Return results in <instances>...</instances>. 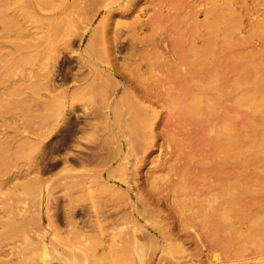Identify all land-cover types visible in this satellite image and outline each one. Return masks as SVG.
Wrapping results in <instances>:
<instances>
[{
  "label": "rangeland",
  "instance_id": "374dc122",
  "mask_svg": "<svg viewBox=\"0 0 264 264\" xmlns=\"http://www.w3.org/2000/svg\"><path fill=\"white\" fill-rule=\"evenodd\" d=\"M127 1L0 0V264H264V0ZM241 68L263 106L224 160L182 92Z\"/></svg>",
  "mask_w": 264,
  "mask_h": 264
},
{
  "label": "bare ground",
  "instance_id": "6f19581e",
  "mask_svg": "<svg viewBox=\"0 0 264 264\" xmlns=\"http://www.w3.org/2000/svg\"><path fill=\"white\" fill-rule=\"evenodd\" d=\"M127 1V0H126ZM130 1V0H129ZM127 1V2H129ZM128 4V3H127ZM131 4V3H130ZM127 6V5H126ZM125 7V6H124ZM216 19V18H215ZM220 19V18H217ZM214 20V17H213ZM258 23V22H257ZM206 24V23H205ZM219 24V22H218ZM264 24V23H263ZM218 25L216 24V22H208L207 23V29L209 28L211 31L214 30L216 31V27ZM221 29V28H220ZM226 29V28H225ZM208 32V31H207ZM262 33L264 31H261ZM260 32V33H261ZM261 35V34H260ZM210 36V35H209ZM211 39V38H210ZM207 39V40H210ZM211 41V40H210ZM210 41H205L206 45L208 46L210 43ZM191 46V45H190ZM189 46V47H190ZM194 46V45H193ZM196 46H194V48H192L193 52L197 55L199 54L198 51H201V48L197 51V49L195 48ZM205 47V46H204ZM208 50H205L201 53H206ZM209 54V53H208ZM208 54H206V56H208ZM193 55V54H192ZM205 55V54H204ZM202 54L198 57L201 59H194V61L190 62L191 63V70L190 71H196V69H198L200 66V64H204L201 63L204 60V57H201ZM197 57V56H196ZM209 57V56H208ZM207 57V58H208ZM200 60H202L200 62ZM207 60V59H206ZM208 61V60H207ZM205 62V60H204ZM250 62H248L249 64ZM251 64V63H250ZM202 69L199 68V70ZM243 69H239L237 72V76L234 78H232L230 81H226L223 84L219 85L218 88L214 89V87H211V78L205 77L202 79H199V81L201 80L200 85L197 86H193V84L191 83L190 86H184L183 87V95L185 96V106L184 109L181 110V112H183V116L185 117V119L189 120L190 123L197 121L200 117L201 114H206L209 115L211 113V110L213 109V107H215L217 104L221 105L224 109H225V113H224V109L221 111L224 113V115L221 113V117H222V124L220 125V128L217 127V131L215 133V135H213L214 137H209L210 140L208 141L209 146L213 147V151H215L216 155H222L220 158L227 160L228 158H231L233 156V154L238 155L239 157H241V154L244 152V147L241 145V143L243 142V140L245 139V135H244V131L243 129L246 126V123L240 119L239 123H235V119H237L238 117H241L242 112L244 109L248 108L251 110H259L262 108L263 106V99L260 95H256V94H250V93H246L245 89L247 88L248 85L250 84H254V81H251L250 79H248V77H246L244 71H242ZM256 71V70H254ZM258 71V70H257ZM197 73V72H196ZM254 77V76H253ZM191 80L194 81L193 76H191ZM197 82V81H196ZM264 98V96H263ZM230 104V105H229ZM206 107H209V109H205ZM220 115V114H219ZM223 115V116H222ZM182 116V117H183ZM183 119V118H182ZM245 119V118H244ZM221 120V119H220ZM246 120V119H245ZM200 122V123H199ZM198 123L201 125V121H199ZM195 123V122H194ZM197 123V122H196ZM193 124V123H192ZM249 127V126H248ZM251 127V126H250ZM263 130V129H262ZM204 137V136H203ZM202 137V138H203ZM201 138V139H202ZM208 138V139H209ZM200 139V140H201ZM207 139V138H206ZM202 142H204V140H201ZM207 144V143H206ZM104 145V144H102ZM105 146V145H104ZM206 146V145H205ZM204 146V147H205ZM208 147V146H207ZM207 147H205L207 149ZM208 149H210L208 147ZM211 150V149H210ZM209 150V151H210ZM208 151V152H209ZM108 153V152H107ZM106 153V154H107ZM114 153V152H113ZM102 155V154H101ZM108 155V154H107ZM112 155V154H111ZM111 155H109L111 157ZM104 156V155H103ZM217 156V157H218ZM109 157V158H110ZM106 158V156H105ZM108 158V159H109ZM100 160V159H99ZM209 160V159H208ZM102 161V160H101ZM108 161V160H107ZM137 161V160H136ZM109 162V161H108ZM135 162V161H134ZM100 163V161H99ZM107 163V162H106ZM204 163V162H203ZM207 163V162H205ZM105 164V163H104ZM210 164V163H209ZM214 165V164H213ZM215 166V165H214ZM212 167V166H211ZM219 168V167H218ZM217 168V166L215 167V173L216 172H222L221 170L219 171V169ZM218 170V171H216ZM227 172V171H226ZM132 173V172H131ZM231 173V172H229ZM239 176V175H238ZM76 177V176H75ZM81 178V177H80ZM224 179V178H223ZM229 179V180H228ZM220 181V180H219ZM219 185L221 184V189L222 190V196L221 197V206H216L217 208L211 209V211L213 212L212 215H218V216H223L224 215H232L235 216L236 214H238L241 211V208L244 202V199L242 198V194H243V186L244 185V179L242 178H238L237 181L238 183H231L230 182V178L226 177L224 180L220 181ZM232 181V180H231ZM223 188V189H222ZM232 188H236V192L232 193L231 189ZM224 190V192H223ZM140 197V196H139ZM128 199H132V195L129 192L128 193ZM207 200V199H206ZM210 200V199H209ZM143 203V201H141ZM147 202V201H146ZM206 202V201H204ZM145 203V202H144ZM143 203V204H144ZM207 203V202H206ZM123 204V203H122ZM142 204V205H143ZM212 207V206H211ZM221 208V211H220ZM245 208V207H244ZM127 209V207H126ZM129 209V208H128ZM243 209V208H242ZM150 210V209H149ZM202 210V209H201ZM141 211V210H140ZM203 211V210H202ZM209 211V212H211ZM217 211V212H216ZM208 212V213H209ZM202 213V212H200ZM255 213V212H254ZM257 213V212H256ZM112 214V213H111ZM142 214V212H141ZM205 214V213H204ZM110 215V214H109ZM203 215V214H202ZM209 215H211L209 213ZM255 215V214H254ZM129 216L131 218L134 217H139L140 214L136 213V211L134 209H132L129 213ZM150 216V215H149ZM204 216V215H203ZM207 216V215H206ZM113 217V214H112ZM120 217V216H119ZM222 217V219H224ZM230 217V216H229ZM214 218V217H213ZM232 218V217H231ZM215 221L216 218H214ZM219 220V221H225V220ZM252 219V218H251ZM220 223V222H219ZM237 223V222H236ZM263 226V225H262ZM260 227V226H259ZM234 228V227H233ZM247 228V227H246ZM264 228V227H263ZM262 228V229H263ZM226 229V228H225ZM239 229V228H237ZM258 229V228H257ZM260 229V228H259ZM262 231V230H261ZM260 231V233L262 234V232ZM232 232V231H230ZM239 232V231H238ZM235 230V233H238ZM243 233V232H242ZM259 233V232H258ZM231 234V233H230ZM245 234V233H244ZM220 235V234H219ZM224 235V234H223ZM235 235V234H234ZM237 235V234H236ZM250 235V233L248 234ZM247 235V236H248ZM257 235V232H256ZM222 236V235H220ZM246 236V235H245ZM254 236V235H253ZM258 236V235H257ZM260 236V234H259ZM258 236V237H259ZM236 237V236H233ZM264 237V236H262ZM106 238V237H105ZM227 238V236H226ZM232 238V237H231ZM236 239V238H235ZM264 238H260V240H262ZM223 241V240H222ZM211 244V243H210ZM237 244V243H236ZM243 244V243H242ZM263 244V243H262ZM209 245V244H208ZM214 245V244H213ZM238 245V244H237ZM262 246V245H260ZM239 247V246H238ZM213 248V247H212ZM236 248V247H235ZM237 249V248H236ZM190 250V249H189Z\"/></svg>",
  "mask_w": 264,
  "mask_h": 264
}]
</instances>
